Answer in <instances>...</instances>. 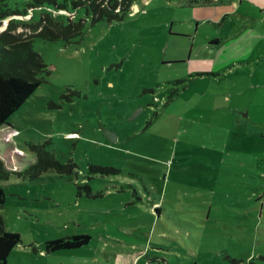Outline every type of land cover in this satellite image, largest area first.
Returning a JSON list of instances; mask_svg holds the SVG:
<instances>
[{
    "label": "rangeland",
    "instance_id": "374dc122",
    "mask_svg": "<svg viewBox=\"0 0 264 264\" xmlns=\"http://www.w3.org/2000/svg\"><path fill=\"white\" fill-rule=\"evenodd\" d=\"M182 4L136 0L122 21L97 24L68 5L84 39H34L51 73L0 128V159L24 172L36 159L27 142L49 143L76 169L1 182L4 229L21 237L8 264H264V50L228 40L235 23L221 26L225 11L236 18L249 5ZM76 235L90 243L46 251Z\"/></svg>",
    "mask_w": 264,
    "mask_h": 264
},
{
    "label": "trees",
    "instance_id": "16d2710c",
    "mask_svg": "<svg viewBox=\"0 0 264 264\" xmlns=\"http://www.w3.org/2000/svg\"><path fill=\"white\" fill-rule=\"evenodd\" d=\"M136 0H72L60 4L58 0H34L24 11L10 10L5 5L0 7V28L7 21L5 30L0 31V128L8 125L10 118L31 98L43 85L45 77L50 75L49 66L34 47V39L42 38L47 41L63 40L67 45L80 43L86 35L84 20H75L77 10L85 8L87 14H92L93 24L101 21L113 23L122 21L128 16ZM68 5L76 11L71 12ZM49 8L41 15L38 22H34V10ZM29 20L20 21L15 17H28ZM25 27L30 32H18V28ZM30 33V34H28ZM48 144L27 142L26 146L36 159L24 172L14 173L6 163L0 159V207L6 203V194L1 182L8 181L11 175L35 179L43 174L55 171L60 175H70L76 169L75 164H62L48 149ZM94 174H115L112 168L91 167ZM89 195L91 190L88 188ZM95 196H101L98 192ZM88 235H76L69 238L52 240L46 243L48 253L63 250L80 249L90 243ZM21 243L17 233L7 232L0 216V264H8L11 252ZM234 264H242L233 261ZM253 263V260L248 262Z\"/></svg>",
    "mask_w": 264,
    "mask_h": 264
},
{
    "label": "crops",
    "instance_id": "0c3cea01",
    "mask_svg": "<svg viewBox=\"0 0 264 264\" xmlns=\"http://www.w3.org/2000/svg\"><path fill=\"white\" fill-rule=\"evenodd\" d=\"M182 2H183L182 7H185V6L191 7L194 5L195 6L214 5L217 7L218 6L226 7L234 3L237 6L236 8H238L239 6L242 7L244 4L249 5V9L252 11L249 10V11L244 12L241 9H237L235 14H237L238 16L236 18H231L232 15L227 13L228 11H225L223 18L221 17L222 18L221 26H223L224 22L233 23V24L235 23V25H233L234 30H228L226 33L228 34L227 35L228 40L231 39V41H234V42L241 40L242 42L240 44H242L246 38L248 37L254 38L255 39L254 47L251 48L250 52L256 53L257 49L264 50V0H182ZM136 11H138V7L134 4L130 14ZM218 43H220V41L219 39H216L215 42L212 43L213 44L212 46ZM229 43H226V44H229ZM225 46H228V45H225ZM246 51H249V50L246 49ZM253 57L258 58V56L252 54L251 57H248V55H245L243 56L242 59H239V60H241L240 62H243L242 65L245 66L249 64L247 62L250 61ZM225 68H229V67H225ZM226 74L227 72L225 71L224 75ZM253 84H254L253 89L263 88V86L257 85L256 83H252V85Z\"/></svg>",
    "mask_w": 264,
    "mask_h": 264
},
{
    "label": "water",
    "instance_id": "95a60500",
    "mask_svg": "<svg viewBox=\"0 0 264 264\" xmlns=\"http://www.w3.org/2000/svg\"><path fill=\"white\" fill-rule=\"evenodd\" d=\"M110 138H112L110 135H109Z\"/></svg>",
    "mask_w": 264,
    "mask_h": 264
}]
</instances>
